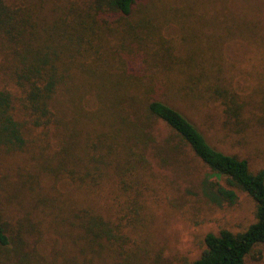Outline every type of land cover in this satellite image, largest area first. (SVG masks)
<instances>
[{
	"label": "rangeland",
	"instance_id": "1",
	"mask_svg": "<svg viewBox=\"0 0 264 264\" xmlns=\"http://www.w3.org/2000/svg\"><path fill=\"white\" fill-rule=\"evenodd\" d=\"M3 1L33 7L63 75L55 118L24 123V147L0 151V219L28 249L54 264H193L206 233L240 232L255 221L256 203L244 191L235 189L233 204L207 196L216 176L164 122L150 120L148 136L137 139L117 128L156 98L215 149L263 169L264 0H137L128 16L104 20L94 0ZM12 50L0 31V88L14 93L24 121ZM79 139L108 161L93 179L79 168ZM86 213L119 238L92 239L79 225Z\"/></svg>",
	"mask_w": 264,
	"mask_h": 264
},
{
	"label": "trees",
	"instance_id": "2",
	"mask_svg": "<svg viewBox=\"0 0 264 264\" xmlns=\"http://www.w3.org/2000/svg\"><path fill=\"white\" fill-rule=\"evenodd\" d=\"M136 1L94 0L92 7L97 19L104 20L109 15L128 16ZM0 31L12 42V77L21 92V105L28 114L26 120H19L14 112V93L0 88V151L19 150L26 143L24 123L46 125L52 117L55 118L52 98L63 82V75L57 65L58 48L52 40L42 42V24L32 6L25 10L0 0ZM153 119L164 122L216 176L217 179L205 187L210 199L233 204L237 200L235 189L238 188L256 203L255 221L245 230L222 229L218 233H206L205 248L193 264H245L247 257L264 259V168L252 172L247 160L215 149L183 113L156 98L143 100L138 117L125 121L117 129L127 131L133 139L148 136L146 128ZM78 143L79 168L83 169L85 176L90 175L93 179L101 170L99 165L107 164L106 156L95 158L86 141L79 139ZM124 151L127 156L135 153L134 145L128 139ZM92 160L93 167L90 166ZM219 178H223L225 184L220 183ZM79 225L94 240L119 238L108 221L93 214L86 213V219ZM25 243L19 230L13 231L7 221L0 219V264H54L41 259L39 253L28 249Z\"/></svg>",
	"mask_w": 264,
	"mask_h": 264
}]
</instances>
